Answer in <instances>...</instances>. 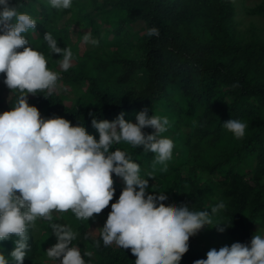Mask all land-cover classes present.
<instances>
[{
	"label": "trees",
	"instance_id": "1",
	"mask_svg": "<svg viewBox=\"0 0 264 264\" xmlns=\"http://www.w3.org/2000/svg\"><path fill=\"white\" fill-rule=\"evenodd\" d=\"M20 5L37 21L36 30L25 34L29 44L60 77L53 94L28 95L42 117L82 123L97 138L89 112L111 121L124 111L125 119L135 122V113L148 107L150 115L169 120L162 134L174 144L167 172L154 166V154L142 147L121 142L112 150L127 151L148 179L149 194L167 198L165 207L186 204L212 218L213 224L190 237L180 264L206 258L212 248L247 243L264 229V38H237L232 0H73L65 10L47 0H20ZM247 13L264 19V0ZM153 26L159 35L150 37ZM46 32L58 46L72 50L67 71L59 66L62 58L47 48ZM86 34L99 44L80 52ZM17 95L0 74V113L10 110ZM231 118L248 125L243 138L223 127ZM113 179L116 194L101 214L79 220L70 210L53 212L51 223L76 233L72 244L86 264H135L130 249L115 243L105 247L100 238L111 203L124 187L121 178L113 174ZM220 201L226 210L213 213ZM228 224L223 232L217 230ZM30 237L24 264H55L46 253L56 242L50 222L37 219ZM13 247L12 240L0 242L6 257Z\"/></svg>",
	"mask_w": 264,
	"mask_h": 264
},
{
	"label": "clouds",
	"instance_id": "2",
	"mask_svg": "<svg viewBox=\"0 0 264 264\" xmlns=\"http://www.w3.org/2000/svg\"><path fill=\"white\" fill-rule=\"evenodd\" d=\"M47 2L57 10L70 9L73 4V0ZM20 7V0H0V74L3 84L18 93L10 110L0 113V242L12 240L14 244L8 257L0 251V264H24L30 229L37 219L50 222L56 242L46 253L55 264H86L72 244L76 233L66 225L51 223L53 212L70 210L79 220L101 214L116 194L113 174L122 179L124 187L111 203L101 228L104 246L115 243L130 249L135 264H180L189 251L190 237L213 224L212 218L207 211L191 210L186 204L165 207L167 198L149 194L148 179L127 151L112 150L121 142L142 147L154 154V166H163L161 171L167 172L174 144L162 134L169 130V120L150 115L148 107L135 113V122L125 119L124 111L111 121L98 120L89 112L97 138L82 123L73 124L59 116L42 117L38 108L29 104L28 95L53 94L60 77L48 67L44 54L29 44L25 34L36 30L37 21ZM147 35L158 36V28H149ZM43 40L51 53L62 58L60 68L70 69L72 50L58 46L49 32ZM84 41L99 44L90 34ZM222 124L237 139L245 136L248 127L233 118ZM147 128L154 131L145 132ZM151 191L157 190L153 187ZM226 208L220 201L212 212ZM226 226L230 224L217 230L223 232ZM96 244L99 247V240ZM193 264H264V235L254 234L247 243L212 248L206 258Z\"/></svg>",
	"mask_w": 264,
	"mask_h": 264
},
{
	"label": "rangeland",
	"instance_id": "3",
	"mask_svg": "<svg viewBox=\"0 0 264 264\" xmlns=\"http://www.w3.org/2000/svg\"><path fill=\"white\" fill-rule=\"evenodd\" d=\"M259 1L260 0H232L235 12L234 30L237 38L241 39L242 41H248L254 35L264 38L263 17L257 15H250L247 13V10L255 6ZM72 39L75 40L76 35L73 36ZM88 46L89 43H85L84 37H82L79 41L80 52H83L86 48H88ZM63 91L65 92V89H63ZM60 214L63 213L61 212ZM259 231V234L264 235V229H260Z\"/></svg>",
	"mask_w": 264,
	"mask_h": 264
}]
</instances>
